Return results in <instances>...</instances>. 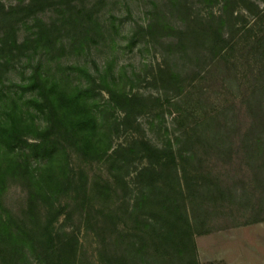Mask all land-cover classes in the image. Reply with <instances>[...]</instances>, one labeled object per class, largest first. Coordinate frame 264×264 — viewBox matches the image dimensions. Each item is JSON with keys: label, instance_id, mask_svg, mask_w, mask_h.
<instances>
[{"label": "trees", "instance_id": "obj_1", "mask_svg": "<svg viewBox=\"0 0 264 264\" xmlns=\"http://www.w3.org/2000/svg\"><path fill=\"white\" fill-rule=\"evenodd\" d=\"M224 1L227 9L231 0ZM262 3L261 8L252 3L255 11L248 15H229L256 55L249 72L255 82L239 99L217 104L164 145L132 137L113 148L114 133L133 123L131 113L142 95L125 91L109 66L92 71L60 60L67 43L82 50L100 35L95 6L86 0H0V264H33V259L74 264L64 254L71 257L78 238L64 230L69 204L58 201L76 187L70 150L91 161L110 162L108 176L97 183L100 206L84 200L80 207L85 223L96 231L104 264H159L164 257L197 264L193 235L203 232L212 216L234 217V225L263 222L264 29L255 32L264 22ZM46 12L53 14L40 19ZM249 15L256 17L252 24ZM31 20L35 22L29 25ZM157 28L172 50L186 51L185 42L192 48L194 76L202 73L201 60L208 72L224 64L227 88L239 83V89L241 81L231 72L234 61L227 54L238 42L233 29L232 34L225 29L222 14H198L183 28L157 16L147 29ZM21 60L29 72L19 82H8V72ZM176 64H158L152 80L178 82L183 70ZM103 92L108 98L102 102ZM110 108L123 111L120 121L108 114ZM11 182L27 192L21 216L2 202ZM117 195L134 228H118L115 209L108 204ZM63 214L64 223L56 228Z\"/></svg>", "mask_w": 264, "mask_h": 264}, {"label": "rangeland", "instance_id": "obj_2", "mask_svg": "<svg viewBox=\"0 0 264 264\" xmlns=\"http://www.w3.org/2000/svg\"><path fill=\"white\" fill-rule=\"evenodd\" d=\"M9 4L17 0H3ZM89 6H95L94 18L101 28L100 35L85 44L84 49L72 48L67 43L62 54V64H82L90 70H104L109 66L118 84L130 94L142 95L132 114V121L126 129L115 132L113 148L125 143L132 137H145L158 145H164L172 140L180 128L193 124L211 113L217 104L240 98L252 82L249 73L253 67L254 49L248 46L244 32L234 30L233 20L229 15L242 12L246 15L254 12L252 3L261 8L262 0H231L227 9L223 7L224 0H86ZM213 12L215 16L223 15L225 29H233L235 40L238 42L227 51L231 65V72L237 74L241 86L236 89L227 88L226 66L220 65L208 72V65L204 67L202 60L198 68L202 72L200 77L194 76L190 70L192 63V48L184 46L186 51L172 50L168 46V37H161V29L157 28L149 33V22L160 18H168L171 23L180 28L184 22L194 16L207 15ZM52 12H46L41 17L48 20ZM252 24L256 17L249 15ZM35 21L29 23L34 24ZM239 22V21H238ZM241 21L239 22V24ZM26 25L22 28L21 36L25 33ZM80 29V28H79ZM264 29V22L255 30L257 34ZM255 34H250L253 39ZM177 38V34H175ZM70 37V35H69ZM69 38L66 37V42ZM87 43V42H86ZM201 53L207 50L201 49ZM175 62V66L183 70L178 82L169 84L161 79L152 80L158 64ZM24 60L17 62L8 72V82H19L29 72ZM225 73V74H224ZM228 73V72H227ZM156 74V73H155ZM194 76V77H193ZM7 82V83H8ZM164 83V84H163ZM106 100L108 94L102 93ZM160 98V102L154 98ZM108 114L121 120L123 111L110 108ZM128 124V123H127ZM70 165L75 174L76 184L62 194L59 202L69 204L64 230L74 232L78 240L73 243L71 257L64 254L67 260L74 264H104L100 257L99 243L92 223H85L81 213V202H92L99 207L102 199L97 193V183L101 177L108 176L110 162L91 161L81 157L76 151L70 150ZM35 165V164H34ZM87 195L85 198L84 196ZM121 196L113 198L108 204L115 209L118 228H134L130 219H126L121 208ZM27 192L24 186L11 182L6 188L2 202L4 207L16 216H21L27 207ZM121 208V209H120ZM66 217V218H67ZM234 217L212 216L203 232H196L193 239L196 247L197 264H262L264 263V221L248 225H234ZM65 215H61L56 223L59 228L64 223ZM136 242V239H133ZM188 245V244H182ZM117 243L112 249L116 250ZM72 247V249H73ZM34 258V257H33ZM259 259V260H258ZM129 263L131 260L127 259ZM262 261V262H261ZM114 263L119 264L117 261ZM159 264H180L176 258L164 257L157 261ZM33 264H39L33 259ZM193 264V262H192Z\"/></svg>", "mask_w": 264, "mask_h": 264}, {"label": "crops", "instance_id": "obj_3", "mask_svg": "<svg viewBox=\"0 0 264 264\" xmlns=\"http://www.w3.org/2000/svg\"><path fill=\"white\" fill-rule=\"evenodd\" d=\"M262 244H264V243H262ZM258 260H259V259H258ZM261 262H262V261H261ZM242 263H244V262H242ZM242 263H241V264H242ZM237 264H239V263H237ZM262 264H264V263L262 262Z\"/></svg>", "mask_w": 264, "mask_h": 264}]
</instances>
